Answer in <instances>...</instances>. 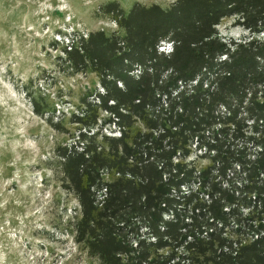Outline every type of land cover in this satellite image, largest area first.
I'll return each mask as SVG.
<instances>
[{"label": "trees", "instance_id": "1", "mask_svg": "<svg viewBox=\"0 0 264 264\" xmlns=\"http://www.w3.org/2000/svg\"><path fill=\"white\" fill-rule=\"evenodd\" d=\"M100 13L117 30L52 44L62 73L100 86L76 111L22 85L38 117L75 127L47 162L78 202L75 242L97 264H264V0ZM226 19L247 36L225 40Z\"/></svg>", "mask_w": 264, "mask_h": 264}, {"label": "rangeland", "instance_id": "2", "mask_svg": "<svg viewBox=\"0 0 264 264\" xmlns=\"http://www.w3.org/2000/svg\"><path fill=\"white\" fill-rule=\"evenodd\" d=\"M112 1L128 14L136 2L168 8L176 0H0V264H97L74 240L76 198L47 165L59 145L72 142L75 127L67 121L65 134L38 117L22 85L33 80L55 102L62 99L59 111H76L81 96L100 86L94 74L62 73V53L52 44H68L74 32L117 30L100 13ZM218 30L225 40L247 36L234 19Z\"/></svg>", "mask_w": 264, "mask_h": 264}, {"label": "clouds", "instance_id": "3", "mask_svg": "<svg viewBox=\"0 0 264 264\" xmlns=\"http://www.w3.org/2000/svg\"><path fill=\"white\" fill-rule=\"evenodd\" d=\"M167 47V48H166ZM162 51H164V52H171V50H172V44L171 43H169V42H164V43H162V45H161V48H160Z\"/></svg>", "mask_w": 264, "mask_h": 264}, {"label": "built area", "instance_id": "4", "mask_svg": "<svg viewBox=\"0 0 264 264\" xmlns=\"http://www.w3.org/2000/svg\"><path fill=\"white\" fill-rule=\"evenodd\" d=\"M101 91H103V89H100ZM106 132L108 133V136H120V133L119 131H113V130H110V129H105Z\"/></svg>", "mask_w": 264, "mask_h": 264}]
</instances>
